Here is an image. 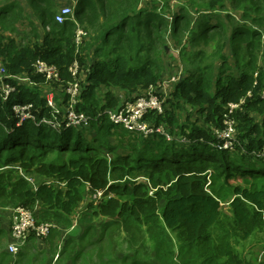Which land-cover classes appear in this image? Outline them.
<instances>
[{
  "label": "trees",
  "instance_id": "obj_1",
  "mask_svg": "<svg viewBox=\"0 0 264 264\" xmlns=\"http://www.w3.org/2000/svg\"><path fill=\"white\" fill-rule=\"evenodd\" d=\"M25 1L44 29L40 31L31 22L29 38L40 43L17 45L12 37L5 38V33L18 35L28 10L19 0H0L1 61L10 74H25L36 83L31 87L16 84L17 91L0 103V167L17 163L55 183L42 182L31 189L23 177L0 181V198L5 200L0 204L32 208L39 203L46 210L43 218L51 215L68 225L87 192L92 196L87 204L90 216L103 219L99 240L106 234L111 240L112 233L123 230L131 235L133 231L146 233L158 264H187L195 263L202 255L199 250L215 241L212 232L222 217L220 203L228 201L231 223L220 239L224 245L221 254L215 257L205 252L200 264H245L231 253L227 236L236 238L233 234L238 230L239 238L246 240L264 228V161L249 156L264 148V0L184 3L169 17L152 6H141L140 0H75L73 20L62 23L55 20L57 0ZM189 4L197 16L192 15ZM227 4L241 12L240 18L228 11ZM77 26L86 34L78 50L74 42ZM167 37L178 44L185 38L187 45L177 50L183 73L165 97L164 113L152 115L151 120L164 123L186 142L139 135L142 137L134 138L138 145L120 140L111 145L100 139V133L106 130L112 136L110 130L118 126L104 115L89 135L83 128L57 131L32 120L16 125L15 103L32 102L37 119L46 112L41 88L44 77L33 73L37 61L54 64L66 82L71 79L68 68L76 60L81 78L77 109L93 117L119 105L114 88L132 96L161 81ZM226 51L237 75L227 73ZM229 104H238L230 115L237 131L235 150L241 152L236 158H229L227 150L206 145L216 141L213 130L224 127ZM183 105L197 118L191 120L189 115L180 123L177 114ZM199 140L202 146L194 144ZM238 178L242 185L230 183ZM36 219L39 221L37 215ZM170 232L182 237L180 254L187 257L195 249L187 260L175 263L173 258H165L162 251L171 240ZM49 235L54 240L60 237L56 229ZM83 240L85 235L78 244ZM71 242L75 240L65 241L63 251ZM84 249L80 247L74 260ZM131 261L145 264L136 258Z\"/></svg>",
  "mask_w": 264,
  "mask_h": 264
},
{
  "label": "rangeland",
  "instance_id": "obj_2",
  "mask_svg": "<svg viewBox=\"0 0 264 264\" xmlns=\"http://www.w3.org/2000/svg\"><path fill=\"white\" fill-rule=\"evenodd\" d=\"M201 0H140V5L141 6H152L154 7L157 11L164 13L167 17L171 15V12L175 11L178 9L179 6L188 3H193V2H200ZM59 4V7L62 5H68L73 8L75 4V0H59L57 1ZM201 3V2H200ZM155 5V6H154ZM228 11L233 14L236 18H240L241 12L239 10L233 9L227 4ZM190 10L192 15L195 17L197 16V11L189 4ZM216 12L224 14V10L220 8L215 9ZM20 29H19V35H25L26 37V43H32V42H39L35 38H29L30 35V27H31V21L29 17H25L20 21ZM33 23V22H32ZM12 37L13 39L17 37L16 34L8 35L5 37ZM18 38V37H17ZM16 38V39H17ZM17 45L21 44L19 42L16 43ZM184 45L186 46V41L185 38L183 39L182 43H175L174 40L171 37L166 38V46L167 49L162 54V60L164 62V73L162 75V81L163 80H168L169 78L173 77L174 79L180 78L179 77V71H182L183 73V67L182 64L179 60V55L177 53V50ZM80 47V44L76 46V50ZM225 55L227 57L228 63L230 65V69L228 70L227 73H232L237 75L238 69L234 66L233 59H231L229 53L226 51ZM261 57H264V47L261 51ZM217 67V65H216ZM161 83V81H160ZM171 84L169 86V90L173 88ZM43 88V87H41ZM125 96V95H124ZM123 96V97H124ZM119 100L121 101L120 95L118 96ZM191 115V120H194L197 118V116L194 114V112L191 110V108L188 105H183L180 111L177 114L178 121L182 123L185 120V117ZM199 124H202L199 123ZM115 126V125H114ZM117 127V126H116ZM208 127L205 125V128ZM96 126L93 127H88V128H83L85 132L90 134V132L94 131ZM209 128V127H208ZM124 130V129H123ZM111 131V134L113 137L111 139L108 138L109 133H107L106 130L101 131L100 133V139L103 142L107 143H117L118 140L123 141L125 143H132L134 142L135 145H138L137 141H134V138L136 134L130 133L128 131H124L122 133V128H113ZM173 133L176 135H180L179 133L173 131ZM216 136H218L217 133H215ZM143 136V135H142ZM139 136V137H142ZM109 140V141H108ZM115 143V144H116ZM190 143V142H187ZM201 140L197 141L194 143L196 146H202ZM210 145L206 144L207 146H210L212 148L214 147L213 143L209 142ZM186 143L184 144V147ZM190 145V144H188ZM189 148V147H186ZM184 148V149H186ZM200 149V148H199ZM198 149V150H199ZM243 152V151H242ZM227 154L229 158H236V156L240 155L241 152L236 151L234 148L233 150H227ZM251 159L253 161H259L262 160L264 161V158L262 159H257L255 158V155H250ZM257 157V156H256ZM260 163V162H257ZM18 177H23L24 179H27L28 181H33V177H36V179L39 181L41 177H44L43 175H40L37 173L33 168H24L17 163H13L10 166H3L0 167V181H6L8 178L10 180H15ZM230 183L232 184H240L242 185V179H233L230 180ZM29 185H31L29 183ZM89 199L88 196L85 195V198L81 200L78 205H77V210L72 215L71 221L76 224V227L73 230H70L69 233L73 235L75 238L72 237H67L70 239H74L75 242H71L69 245L66 246V250L63 251V246H61V250L56 251L55 253H51L50 260L46 264H129L130 260L132 258H136L141 261L142 263L143 260L145 261V264H158L160 260L157 259L158 255L156 254L154 250V244L150 241L149 235L146 233H142L141 235L137 233L136 231H133V235L126 233L124 230L120 231L119 233H112L111 234V240L115 241L116 243L112 242L110 240V234L104 235L102 240H99V236L101 235V231L103 230L101 225L103 219L100 217L94 218L90 216L91 210L87 208V200ZM91 199V198H90ZM228 200V199H227ZM0 201H5L4 199L0 198ZM228 201H222L220 203V209L222 212V217L220 220V223L215 226L212 232V236L215 238V241H212L210 243V246L208 249H200L199 254L201 256H198L196 258V262L192 263L189 262L187 264H200L203 258L206 256L204 253H213L215 257H219L221 254V250L223 249L224 245L222 244V241L220 240L222 236L227 235V230L230 228V210L228 207ZM10 202H6L5 205L0 204V209L6 210V211H11V214L13 213V210L16 206L18 205H10ZM3 206H7V208L3 209ZM33 208V207H32ZM38 222L42 221H50L54 223L55 227L53 229L57 230V225L58 223L54 221L53 219H49L50 215L45 216L44 218L42 217V213L38 214ZM12 218V215H11ZM12 221V220H11ZM72 224V223H71ZM11 226V223H10ZM70 224L66 226V229L69 230ZM87 227H90V229L85 233V229ZM261 227V226H260ZM239 231L236 230V233L233 234L234 237L232 238L231 236H227L228 242L230 243V250L231 253H235L238 255L240 260H242V263L245 264H264V228H258L253 232L252 235H250L249 238L246 240H241L239 238ZM81 235H85V240L81 241V244H78L77 240ZM9 236H10V231H9ZM170 241L169 244L166 245L163 248V253H165V258L167 260H171L173 258L175 263H180L181 260H187V257L189 254H192L195 252V249H190L188 252L187 257L184 256L183 254H180L178 251V246L179 244L183 243L182 242V237L179 233L177 232H170ZM50 235L46 238H43V242L47 245V242L55 243L58 242L59 238L56 240L50 239ZM225 238V239H227ZM144 240L145 245H141V241ZM225 241V240H224ZM9 240L7 239L6 234L0 233V255L2 254L3 258H8L5 256V253H3V250L7 247ZM116 244V245H115ZM81 246H85V249L82 250L77 256L78 258L74 260V255L80 250ZM198 248V247H196ZM23 249V246L22 248ZM20 249V250H21ZM54 252V251H52ZM58 252V254H57ZM12 258V257H11ZM29 264V263H28ZM132 264V261L131 263Z\"/></svg>",
  "mask_w": 264,
  "mask_h": 264
},
{
  "label": "built area",
  "instance_id": "obj_3",
  "mask_svg": "<svg viewBox=\"0 0 264 264\" xmlns=\"http://www.w3.org/2000/svg\"><path fill=\"white\" fill-rule=\"evenodd\" d=\"M66 19L73 20V8L62 5L55 15V20L62 23ZM85 35V32L77 26L74 35L76 46L82 44ZM68 70L71 79L65 82L54 64L44 60H39L34 64L33 73L44 77V83L41 87H43L42 96L45 101L46 112L37 119L32 102L15 103L12 105V112L17 119V126L21 125L24 120H32L35 124H43L57 131L66 128H88L91 127L92 123L99 125L100 117L104 115L113 125L133 134L143 135L144 137L161 135L166 141L186 142L183 135L174 134L164 123L155 124L151 120L152 115L164 113L165 97L171 91L169 86L174 85L179 78L174 79L171 77L168 80H161V83L150 86L142 93L123 99L117 107L107 108L91 117L84 111L77 109L81 90L78 62L74 60ZM181 74L182 71H179V77H181ZM16 84L29 87L36 85L25 74H10L0 59V103L8 100L10 95L17 91ZM237 107L238 104H229L223 120L224 127L213 130L214 135L215 133L218 134V136L215 135L216 141L213 142L217 149L231 151L233 148L235 149L238 143L235 121L230 116L231 112ZM252 154L264 158V148L259 152L253 151ZM25 180L28 183L32 182ZM54 227V223L50 221L38 222L33 208L22 205L16 206L12 213L10 239L6 247L7 252L13 256L17 255L31 237L46 238Z\"/></svg>",
  "mask_w": 264,
  "mask_h": 264
},
{
  "label": "crops",
  "instance_id": "obj_4",
  "mask_svg": "<svg viewBox=\"0 0 264 264\" xmlns=\"http://www.w3.org/2000/svg\"><path fill=\"white\" fill-rule=\"evenodd\" d=\"M19 1L21 2V4L24 7V9L28 10L27 11V13H28L27 17H29L30 21L33 22L36 27H39L38 29L40 31L44 32V29L41 27V25L39 23L40 20H39L38 14H35L32 10L28 9L25 0H19ZM57 1H59V0H57ZM20 24H19V27H18V32H19V29H20ZM4 35L7 36V33H5ZM17 37L14 38L16 43L19 44V42H20V43L23 44V43L27 42L26 41L27 39H26L24 34L23 35H19V33H18ZM5 38L7 39V37H5ZM4 42H5V40H4ZM113 91L115 92V94L117 96L120 95V97L122 98L121 101L119 100V103H121L123 99L130 97V96L126 95L127 93H125L124 91H122V90H120L118 88H114ZM93 126H96V128H97V124L96 123L95 124L92 123V127ZM96 128H95V130H96ZM123 131H125V130H123ZM111 137H113V136H108L109 139H111ZM115 143L116 142H114V145H118L119 144L118 141H117L116 144ZM32 179H34V180L30 183L31 185H29V187L31 189H35L36 186H38V184H40L42 182H45V183L54 182L55 183V180L50 179V178L45 177V176L41 177L39 181L36 179V177H33ZM60 186H62V185H60ZM85 195L89 197V199L87 200V204H88V202L92 199V196L90 194H88L87 192H85L83 197H82V200L85 198ZM3 207H4L3 209L7 208V206H3ZM33 210H34V212L36 213L37 216H38V214L44 213L46 211L45 208H43L42 205H40L39 203H35V205H33ZM76 210H77V207H76ZM51 214H52V212H51ZM11 215H12L11 211L8 212L6 210L0 209V233L6 234L8 240L10 239L9 231H10V223H11V220H12ZM69 218H70L69 230L66 229V226H68L66 223L60 222V221H58V220L53 218V220L58 223L57 231L60 234L58 242H56V243H55V241H54V243L47 242V245H46L43 242L42 239H37V238L31 237L27 241V243L23 247V249H21L20 252L17 255H15V256H13L10 253H8L6 248H5L3 250V253H5V256L8 257V258L7 259L3 258L2 254H1L0 255V264H28V263L29 264H46L50 260L51 253L53 254L56 251H58V250L60 251L62 249L61 246L64 245L63 242L66 240L67 237L75 238L73 235L70 234L71 232L69 233V231L73 230L76 227V224L71 221L72 216H70ZM49 219H52L51 215H50ZM62 243H63V245H62ZM52 251H54V252H52ZM57 254H58V252H57Z\"/></svg>",
  "mask_w": 264,
  "mask_h": 264
}]
</instances>
